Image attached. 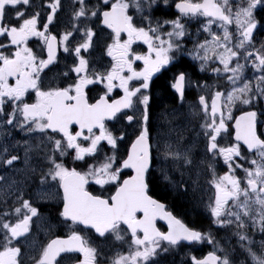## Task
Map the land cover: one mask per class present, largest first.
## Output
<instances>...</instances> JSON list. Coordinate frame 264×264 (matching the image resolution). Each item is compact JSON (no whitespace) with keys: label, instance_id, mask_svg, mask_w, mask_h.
Wrapping results in <instances>:
<instances>
[{"label":"snow or ice","instance_id":"1","mask_svg":"<svg viewBox=\"0 0 264 264\" xmlns=\"http://www.w3.org/2000/svg\"><path fill=\"white\" fill-rule=\"evenodd\" d=\"M157 2L71 0L70 27L54 33L51 26L64 11V0H0V124L40 134L35 147L24 142L23 179L0 176V264H160L159 258L172 249L205 241L212 250L192 254L184 264H234L212 231L188 226L150 195L154 150L157 163L161 156L164 160L162 179L174 190L195 194L206 178L211 225L234 228L252 264H264V241L257 251L248 235L257 230L264 235V135L258 131L256 111L240 116L232 111L238 103L264 99V41L259 47L255 43L264 28V16L257 18L264 12V0H176L179 15L163 22L153 18ZM92 18L109 30L105 63L91 58L97 33L86 21ZM193 20L200 28L189 54L200 61L201 71L216 64L211 71L230 85L212 91L210 103L207 94L198 97L193 116L199 124L197 139L204 141L203 157L185 139L187 129H169V137L175 132L176 139L161 146V133L152 128L153 77L182 50L187 22ZM199 34L205 35L202 41ZM33 38L35 47L30 46ZM61 49L67 54L66 70L54 77L60 82L46 85L47 73L60 63ZM249 65L253 76L246 78ZM187 81L182 71L170 85L180 101ZM90 86H99L94 97L88 95ZM195 86L210 87L199 81ZM31 93L34 99L27 102ZM230 127L232 140L222 146L220 138ZM19 159L5 147L0 167L11 168ZM220 160L227 169L223 174L217 172ZM29 180H38L36 196L41 200L55 189L61 202L59 222L68 233L41 243L38 253L33 240L25 258L22 242L28 241L33 218L40 215L28 192ZM91 185L99 186L98 194ZM8 196H14L11 205ZM109 240L121 250L106 254L97 241Z\"/></svg>","mask_w":264,"mask_h":264},{"label":"flooded vegetation","instance_id":"2","mask_svg":"<svg viewBox=\"0 0 264 264\" xmlns=\"http://www.w3.org/2000/svg\"><path fill=\"white\" fill-rule=\"evenodd\" d=\"M97 0H90L91 4H95ZM175 2L176 0H168V4L164 3V0H158L157 5L154 6L155 11L153 12V18L159 19L161 22L165 19H174L179 14L175 11ZM71 0H64V11L61 12L58 21H54V24L51 26L52 31L55 33L57 31H62L66 27H70L69 21L71 18ZM135 10H130V14H134ZM261 16H264V12L258 15V19ZM90 26L96 31L95 44L92 50L91 58L100 63H105L108 61V57L104 56V47L105 40L107 38V33L109 30L104 29L103 25L99 24V21H96L95 18L92 20L86 21ZM137 22L139 23V17H137ZM202 22V21H201ZM200 28V22L195 20L187 22L186 25V36L181 40L182 50L176 52L175 59L172 63L167 66L165 70H162L161 73L156 74L153 77V81L150 85L152 93V104H153V121L152 128L153 133H161V146L165 140L171 139L172 142L176 139V133L173 132L171 137H169V129H176L177 131L187 129L184 131L185 139L193 144L194 150L197 152L198 157L204 156V141L203 137L200 136L197 139V132L199 131V124L196 118L193 116V113L196 111V106H198V97L202 94H207L209 97L210 103V94L214 90L226 89V86L222 83H214L209 81V72L208 68L205 71L200 70V61L195 60L190 51L194 49V43L198 42V29ZM170 30V29H166ZM232 30H235L234 27ZM126 38V37H125ZM205 38L204 34H199V40L202 41ZM261 41H264V28H261L260 31L256 33V46L259 47ZM37 41L35 38L30 43V46L35 47ZM75 44V41H73ZM141 47H143L141 45ZM139 50V48L137 49ZM59 56L61 57L60 63L55 67H52L51 71L47 73L45 77V84H53L60 82V80L55 79L58 72L65 71V57L67 54L63 53L61 49L59 51ZM87 55V54H85ZM67 62H71V57L67 58ZM243 62V61H241ZM209 67V66H208ZM187 73L188 81L185 86V97L183 101H180L175 91L170 87L173 82L175 75H178L180 72ZM258 75V73H257ZM246 78H251L253 76V70L249 65L245 70ZM220 80V78H217ZM203 85H208V88H197L195 82ZM252 86L255 87V80L252 81ZM99 86L92 87L88 92L89 97H94L97 95ZM119 93V90H115ZM34 99V93H31L26 96L27 102H32ZM182 105V106H181ZM7 111H11L10 105H5ZM175 109V112L173 111ZM234 116L244 111H256L258 119V131L260 134L264 135V99H254L251 105H242L237 104L232 109ZM229 124H234V120L230 121ZM115 127L119 128L120 125L116 124ZM39 133L31 134L29 136H39ZM234 135V129L229 128V134L227 136L222 135L220 142L222 146H227L228 142L232 140ZM195 142V143H194ZM107 148V146L105 145ZM42 154V153H41ZM111 154V153H109ZM153 166L151 172L148 176L149 181V192L154 199L159 200L161 203H164L166 210L171 211L174 215L184 221L188 226L194 227L197 229H203L205 231H212L213 236L219 241L220 246L226 250V252L233 259L234 264H252L251 260L247 257V253L244 249L240 247L238 242V237L233 233L235 229H217L216 226L211 225V216L210 212L207 209V199L210 193H205L204 188L209 187L206 182V178L202 177L200 180L201 190L197 191L195 194L189 189L185 192L183 189L176 191L172 188L170 184L162 179L161 172L159 170L160 166L163 165V157H160L159 163H157V154L155 150L153 151ZM38 162V161H37ZM71 166V163H69ZM83 167V165H78ZM21 170V174L13 179H23L25 173V166L18 168ZM226 167L223 165V161L220 160L217 164V172L223 174L226 171ZM130 174V173H128ZM241 175H243L241 173ZM124 177H122L123 179ZM28 192L33 196L34 206H37L39 209V217L33 218V223L31 224V235L29 236L28 241L22 242L26 249L25 258L28 253L32 252L33 245L32 241H36V252L38 253L39 245L41 243H46L49 239L55 238L56 236L64 237L67 235L68 230L66 226L61 224L60 218L58 216V208L61 206V202L55 196V189H53V195L47 199L41 200L36 196V190L38 187V180L33 182L28 181ZM91 191L99 193V186L91 185ZM114 190V189H113ZM3 196V193H0V197ZM27 198V192L26 196ZM14 196H8L7 203L12 204ZM3 208V200L0 199V210ZM201 217V221L197 222L196 218ZM158 226L166 231V224L163 221H157ZM211 225V227H210ZM256 232H248V235L255 241L254 247L257 251L260 249V242L264 241V235H262L259 230H257L258 236H255ZM95 234L93 233V236ZM230 235L232 237L230 238ZM233 241V248L230 244ZM102 250L108 254L112 255L115 251L121 250V245L112 240L99 242ZM246 243V242H245ZM212 245L208 244L206 241L197 244L194 248L192 247H179L172 249L169 253L163 254L160 259V264H184L188 260L189 256L194 254L197 256H202L207 254L209 250H212ZM123 251H127V245L122 246ZM184 250V251H183ZM78 256V254H76ZM184 256V257H183ZM27 264V261H26Z\"/></svg>","mask_w":264,"mask_h":264},{"label":"rangeland","instance_id":"3","mask_svg":"<svg viewBox=\"0 0 264 264\" xmlns=\"http://www.w3.org/2000/svg\"><path fill=\"white\" fill-rule=\"evenodd\" d=\"M213 67H216V65L215 64H211L209 66V68H208V72H209V74H211V77H210L211 81L217 82L218 79L212 77L214 75V73L211 71V69ZM6 133L7 132L5 130H3V125L0 124V153L3 152L5 147L8 148L9 154H10V150L13 147L15 148L18 145H21L22 147H25V143L23 141H16V140H12L10 138H6V136H7ZM1 176H6V175H1Z\"/></svg>","mask_w":264,"mask_h":264},{"label":"trees","instance_id":"4","mask_svg":"<svg viewBox=\"0 0 264 264\" xmlns=\"http://www.w3.org/2000/svg\"><path fill=\"white\" fill-rule=\"evenodd\" d=\"M197 220V222H200L201 221V217L200 216H198V218H196Z\"/></svg>","mask_w":264,"mask_h":264}]
</instances>
